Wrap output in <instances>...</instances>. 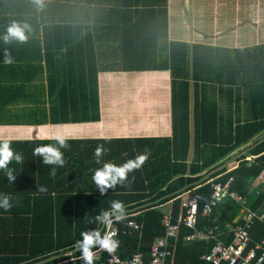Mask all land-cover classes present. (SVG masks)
<instances>
[{
	"label": "trees",
	"instance_id": "1",
	"mask_svg": "<svg viewBox=\"0 0 264 264\" xmlns=\"http://www.w3.org/2000/svg\"><path fill=\"white\" fill-rule=\"evenodd\" d=\"M167 1L57 0L52 7L47 0L40 6L35 0H0V8H10L0 11V40L19 16L20 25L28 26L20 49L12 48L13 42L0 43V126L99 122V72H169L172 131L171 137L66 138L68 147L60 149L63 167L44 165L33 155L37 146L59 148L54 138L8 141L24 163L9 164L17 173L13 184L0 170V196H10L13 204L5 213L11 214L12 225L0 232V264H36L52 257L43 264H65L81 257V233L100 231L103 225L95 217L110 210L113 201L122 202L126 211L125 220L112 224L118 230L119 255L140 252L146 261L153 242L165 235L164 209L177 220L183 215V196L198 202L200 232L217 227L225 233L227 226L242 225L239 211L264 208L254 185L264 170V43L234 48L169 41ZM58 15H64V34L52 33ZM5 49L13 57L11 65L3 62ZM42 62L50 71L46 78ZM61 63L68 68L59 69ZM16 106L20 109L13 113L10 108ZM98 145L110 149L99 164L94 156ZM146 150L148 160L128 174L129 187L99 193L92 180L97 168L106 162L119 166ZM238 155L237 167L227 172V163ZM246 156L254 158L247 162ZM53 167L54 178L49 175ZM209 173L212 183L232 179L230 193L241 204L225 198L207 218L200 214L211 184L196 183ZM38 186L47 191H36ZM23 206L29 210L20 213ZM130 222L139 224L141 233L128 229ZM190 234L179 228L166 264H204L201 256L215 244L183 241ZM247 235L252 243L264 241V227L253 222ZM231 241L230 235L223 239Z\"/></svg>",
	"mask_w": 264,
	"mask_h": 264
},
{
	"label": "rangeland",
	"instance_id": "2",
	"mask_svg": "<svg viewBox=\"0 0 264 264\" xmlns=\"http://www.w3.org/2000/svg\"><path fill=\"white\" fill-rule=\"evenodd\" d=\"M214 0H168V7L171 16L170 29H174L175 32L179 33V36L189 35L190 39H194L195 36H201L205 34L210 36H218V40H222L221 46L223 44L225 47H237L242 44L247 37L246 32L242 29L238 32V28H234V24L231 19V13L227 9L226 1L224 2L225 11L228 13L220 16V11H217L215 6L211 5ZM246 6H244L242 11L248 10L249 12H256L255 17L258 21L256 22L257 28L260 30L259 36H257V43L264 42V0H245ZM211 5V6H210ZM257 10V11H256ZM261 12L263 15L261 16ZM252 16L253 14H248ZM260 15V16H259ZM218 16L217 18L225 19L227 17L228 23L220 22V19L213 22L212 17ZM241 23V22H240ZM238 27H243L245 24H237ZM250 29L254 30L255 23L248 25ZM245 31V30H244ZM196 33H199L198 35ZM215 33H217L215 35ZM253 35V37H255ZM203 37V36H202ZM204 39H209L203 37ZM207 41V40H206ZM249 44H256L254 41L249 42ZM168 81L170 84L169 72ZM119 83L114 81L113 78L108 80L104 86V94L106 97L105 113L101 119L108 121L110 126L119 127L123 132L143 131L144 134H153L155 132L166 133V131H160L167 124L168 120V107H169V93L170 85L162 84L158 82L155 83H143L145 85H134L141 86L135 87L137 89L135 96L132 99V89L133 87L128 84L121 85L115 84ZM120 86V88H118ZM103 94V95H104ZM107 114V115H106ZM101 121V120H100ZM99 121V122H100ZM109 126V127H110ZM106 127V128H109ZM116 130V128H115ZM103 132L102 134H107L108 136H115L114 133ZM117 135V134H116ZM165 135V134H162ZM234 165V161H229L226 168H230Z\"/></svg>",
	"mask_w": 264,
	"mask_h": 264
},
{
	"label": "crops",
	"instance_id": "3",
	"mask_svg": "<svg viewBox=\"0 0 264 264\" xmlns=\"http://www.w3.org/2000/svg\"><path fill=\"white\" fill-rule=\"evenodd\" d=\"M56 1L57 0H47L48 5L52 6V7L58 6V5H56V3H57ZM224 1L225 0H214L211 3V5L215 6V8H217L216 12L220 11V16H222V13H223V15L227 14L228 10H229V12L231 13L230 14L231 15L230 21H232V23L234 24L233 30H234V28L235 29L238 28L237 31L234 30L235 32H238L239 30L242 29V31L246 32V34H247V37L244 40L245 43L239 44V46L234 47V48H241V47H246L249 45L252 46V45L260 44V43H257V40H258L257 36H259L260 30L257 28L258 25L256 26V22H255V21H258L257 18L255 17L256 12H254V11L249 12L248 10L242 11L241 8L246 6L245 0H227L226 5H227L228 10L225 11L226 7L223 6L225 3ZM257 1L259 3V0H257ZM0 6H1V3H0ZM168 6L169 5H168V1H167V18L169 19V22H168V40L169 41L182 42V43L207 44V45H211V46H213V45L221 46L220 41H222V40L219 41L217 39L219 35L214 36V34H212L210 36H206L205 34H202L199 37L195 36L194 39H190L189 35L179 36L178 32H175V30L172 28L170 29L171 16H170V11H169ZM18 8H19L18 6L15 7V11ZM8 9H10L8 7V5H5V6H2L0 8V11H4V12L8 13ZM248 14H253V15L249 16ZM260 15L262 16L263 12H261ZM1 16H0V19H1ZM217 17L218 16L212 17L213 22H215ZM18 18H19L18 24H20V16ZM217 19H220V22H222V23H225V21L227 23L229 22L227 20L226 16H225V19H221V17L217 18ZM63 20H64V15H58V16L54 17L52 23L56 26V29H54L52 31L53 34H64L66 32L64 29H62L66 25V23ZM253 22L255 23L254 30L247 27L248 25H250ZM242 23L245 24V26H243V27L237 26V24H242ZM4 25H5V23L2 24V26H4ZM5 30L7 31V29H5ZM196 34L198 35L199 33H196ZM216 34L217 33H215V35ZM255 34H256V36L253 37V35H255ZM59 36H61V35H59ZM202 36L206 37V38L208 37V38H210V40L204 39ZM39 38L42 39L41 32L39 33ZM251 41H254L256 44H249V42L251 43ZM0 43H3L2 38L0 40ZM261 43H264V42H261ZM223 46H225V45L223 44ZM12 48H14V49L19 48L20 49V42L13 41ZM61 58H63V57H61ZM56 59L58 60L60 58H56ZM100 62L103 64V66H105L104 62H102V61H100ZM59 66H60L59 69H63V70L68 68L65 63L62 65H57V67H59ZM45 67H46L45 62H42V68H40L41 70L43 69L41 72V76L46 78L48 70H46ZM49 72L50 71H48V73ZM18 73H19V77H20V72L18 71ZM54 77H55V70H54V76L52 77L53 80H54ZM112 78L114 81L119 82V83L114 82L115 84L121 85L123 82H125L123 84H128V85L133 87L132 99H133V97H136L135 93H136L137 89H135V87H141V86H134V85H145L146 83L151 84V83H155V82H158L160 85H162V84H166L168 86L170 85L169 81L167 80L168 75L166 72H164V73H160V72H155V73L99 72L98 73V88H99V111H100V120H101L100 122L77 123L75 125H62V126L61 125H57V126L46 125V126H35V127L34 126L33 127L32 126L31 127L0 126V142H3L5 140L6 141H27V140L44 141V140L52 139L57 135H62L65 138H78V139L79 138H90L93 135L94 136H101L104 138H125V137H129V136H131V137H171L172 131H171V117H170V93H169L168 120L166 121L167 124L165 126H163V128L159 129L160 131H166V133L160 134L159 132H155L151 135L150 134L146 135L143 133L142 130H141V132H138V134L134 131L123 132L119 127H115L116 128V130H115L114 127L110 126L111 124H109L108 121L105 122L106 118L104 120L101 119V117H103V115H105V113H108L105 111L106 97L104 94V86H105V83ZM50 79H51V77H50ZM51 81H52V79H51ZM143 83H145V84H143ZM118 88H120V86ZM19 109H20L19 106L10 108V110L13 113L18 112ZM106 127H109V128H106ZM107 129H109L111 133H114L115 136H108L107 134H102L103 132H105V133L109 132V131H107ZM162 134H165V135H162ZM189 157H190V155H189ZM189 157H188V159H190ZM235 158H236V156L231 158L229 161H233ZM26 210H29V208L27 206H23L20 209V211H22L20 213H25L23 211H26ZM1 213H4V215H0V232H2V229H6L7 226L11 227V225H12V223H10L11 220H9L10 219L9 216L11 217V214H9V216H8L7 214H5V213H8V211H4L2 208H0V214ZM164 213L169 214V208H165ZM18 215H20V214H18ZM240 215H241V211H239L238 217ZM18 217H20V216H18ZM238 217H237V219H238ZM4 218H6V219H4ZM6 220H8V221H6ZM223 234L224 235L219 238L220 243H224L223 239L229 236L227 232H225V233L223 232ZM196 241L201 242L204 240H196ZM205 242H207V241H205ZM208 242H214V241H208ZM214 244L216 245L215 242H214ZM204 264H208V263L204 262Z\"/></svg>",
	"mask_w": 264,
	"mask_h": 264
},
{
	"label": "built area",
	"instance_id": "4",
	"mask_svg": "<svg viewBox=\"0 0 264 264\" xmlns=\"http://www.w3.org/2000/svg\"><path fill=\"white\" fill-rule=\"evenodd\" d=\"M233 160L234 165L227 169V172L237 167V158ZM253 156H246L245 161L249 162L253 159ZM209 174H206L203 179L208 178ZM229 179L226 183H212L213 179H207L206 183H211L212 194L208 202L203 206L201 210V217L209 218L212 212L219 203L225 198H229L233 201L239 202L241 200L236 194L230 193ZM256 195L262 194L264 200V170H262L254 180ZM183 215L179 216L177 220L173 221L169 214L164 215L161 227L165 231L164 237L157 238L149 249L148 260H145V255L140 252H136L127 257H121L118 253L120 246V240L118 238V230L115 226L107 227L104 230V225L101 227L100 232L105 233L115 232L116 235L113 239L118 241L117 249L109 253L105 250L94 251L93 264H166L167 259L171 256L174 248V240L176 239L179 228L184 227L193 234H190L183 238V241L192 242L195 240L214 241L216 245L210 252L204 254L201 257L205 263L208 264H262L264 263V242L252 243L247 235V231L252 226L253 222H258L264 227V208L258 209L256 212L244 210L241 211L242 225L231 228L227 226V233L232 237V241L229 244L220 243L219 238L223 236L217 227L200 232L196 228V218L198 213V202L196 199L183 198L181 205ZM128 229L141 233L142 227L136 222H130ZM216 232V234L214 233ZM103 252V253H102ZM65 264H84L81 257L70 258Z\"/></svg>",
	"mask_w": 264,
	"mask_h": 264
},
{
	"label": "clouds",
	"instance_id": "5",
	"mask_svg": "<svg viewBox=\"0 0 264 264\" xmlns=\"http://www.w3.org/2000/svg\"><path fill=\"white\" fill-rule=\"evenodd\" d=\"M35 3L40 6L42 4V0H35ZM27 27L28 26L26 24L21 26L20 24L13 23L7 29L6 34L2 37L3 43L5 45H8L13 41L20 43L25 42L27 39V37L25 36V29H27ZM3 62L5 65H11L12 63H14L13 57L7 49H5L3 54ZM54 139L59 145V148L54 145L37 146L33 150V155L41 157V162L44 165L63 167L65 164V160L60 149L68 147L66 138L62 135H57L54 137ZM108 151H110V149L105 148L103 145H98L94 152L96 163L99 164L100 157ZM148 157L149 153L146 150L144 154L138 155L135 159L128 160L119 166L111 162L104 163L102 167L97 168L94 171V174L92 176V180L96 185V189L103 196L106 195L109 190L115 189L118 185L121 187H129L130 182H127L128 174L133 172L134 170H138L139 168H141L148 160ZM13 161L18 164H23L24 158L22 154L13 151L10 142L6 140L0 142V170L5 171L6 179L10 184H13L15 182L17 174L14 169L8 167L9 164H11ZM56 167H53L49 172L50 177H55ZM203 178L196 184L198 185L199 183L203 182L204 180L207 181L208 179ZM36 191L44 193L47 191V189L44 186H38L36 187ZM11 199L12 198L7 195L0 196V208H2L4 211L11 210V208L13 207ZM125 219V206L120 201H113L110 205V210L103 211L95 217L96 222L109 228L112 226L114 221L121 222ZM115 235V232H108L102 235L99 230L82 232V239L77 241V245L82 253L84 264H93L94 254L92 249L94 247L98 246L101 250H105L109 253L114 252L119 246L118 241L113 239Z\"/></svg>",
	"mask_w": 264,
	"mask_h": 264
},
{
	"label": "water",
	"instance_id": "6",
	"mask_svg": "<svg viewBox=\"0 0 264 264\" xmlns=\"http://www.w3.org/2000/svg\"><path fill=\"white\" fill-rule=\"evenodd\" d=\"M55 258H56V257H52V258H49V259L44 260V261H42V262H38V263H36V264H43V263H46V262L50 261L51 259H55Z\"/></svg>",
	"mask_w": 264,
	"mask_h": 264
}]
</instances>
